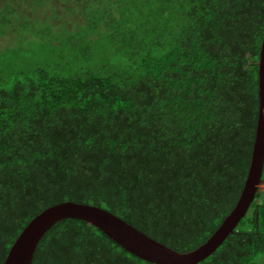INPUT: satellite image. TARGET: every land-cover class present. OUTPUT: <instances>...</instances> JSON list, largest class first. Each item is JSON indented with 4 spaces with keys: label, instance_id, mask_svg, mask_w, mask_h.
Wrapping results in <instances>:
<instances>
[{
    "label": "trees",
    "instance_id": "trees-1",
    "mask_svg": "<svg viewBox=\"0 0 264 264\" xmlns=\"http://www.w3.org/2000/svg\"><path fill=\"white\" fill-rule=\"evenodd\" d=\"M49 1L0 0V264L31 219L63 201L109 210L179 252L196 249L247 180L264 0H57L63 13L37 15ZM262 255L258 264V189L195 264ZM32 264L157 263L70 217L47 230Z\"/></svg>",
    "mask_w": 264,
    "mask_h": 264
},
{
    "label": "water",
    "instance_id": "water-1",
    "mask_svg": "<svg viewBox=\"0 0 264 264\" xmlns=\"http://www.w3.org/2000/svg\"><path fill=\"white\" fill-rule=\"evenodd\" d=\"M260 113L254 149L247 180L235 208L227 215L209 239L188 252H179L150 237L124 219L102 207L63 201L36 215L12 244L4 264H32L37 246L57 221L75 217L102 229L132 253L157 264H195L212 253L245 215L263 183L264 171V37L259 59Z\"/></svg>",
    "mask_w": 264,
    "mask_h": 264
},
{
    "label": "rangeland",
    "instance_id": "rangeland-1",
    "mask_svg": "<svg viewBox=\"0 0 264 264\" xmlns=\"http://www.w3.org/2000/svg\"><path fill=\"white\" fill-rule=\"evenodd\" d=\"M53 6L55 8L57 7V9L55 10L57 13H63L62 12L63 11L62 3L59 2V1H57V0L55 2H53V0H50L46 6H43L42 7V10H38L37 15L40 14L43 17H45L46 15L50 16V14H52V11L51 10H53ZM263 189H264V184H261L260 185V190H263ZM262 257H263V255L258 258L257 264L259 263V261H260V259ZM262 263H260V264H262Z\"/></svg>",
    "mask_w": 264,
    "mask_h": 264
},
{
    "label": "clouds",
    "instance_id": "clouds-1",
    "mask_svg": "<svg viewBox=\"0 0 264 264\" xmlns=\"http://www.w3.org/2000/svg\"><path fill=\"white\" fill-rule=\"evenodd\" d=\"M263 184V183H262ZM259 189H260V186H259Z\"/></svg>",
    "mask_w": 264,
    "mask_h": 264
}]
</instances>
